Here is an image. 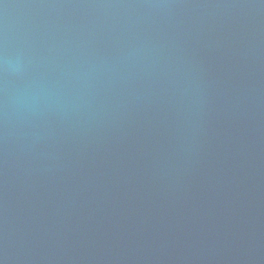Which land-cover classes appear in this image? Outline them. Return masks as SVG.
Returning <instances> with one entry per match:
<instances>
[{
    "label": "water",
    "instance_id": "95a60500",
    "mask_svg": "<svg viewBox=\"0 0 264 264\" xmlns=\"http://www.w3.org/2000/svg\"><path fill=\"white\" fill-rule=\"evenodd\" d=\"M0 264H264V0H0Z\"/></svg>",
    "mask_w": 264,
    "mask_h": 264
}]
</instances>
